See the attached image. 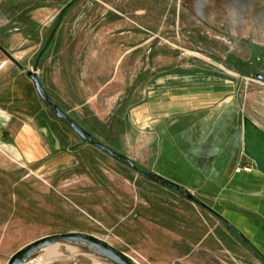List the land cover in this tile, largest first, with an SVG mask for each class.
Segmentation results:
<instances>
[{"label":"rangeland","instance_id":"374dc122","mask_svg":"<svg viewBox=\"0 0 264 264\" xmlns=\"http://www.w3.org/2000/svg\"><path fill=\"white\" fill-rule=\"evenodd\" d=\"M74 1L0 0V46L11 51L21 72L7 129L31 121L23 82L36 73L52 101L94 142L135 167L87 143L36 94L60 146L41 159L0 143V264L40 238L71 232L99 238L136 264H263L232 234L217 230L195 195H168L169 185L152 173L156 140L140 115L149 97L169 87L231 82L240 95L264 91V82L254 78L264 65V0ZM26 35L43 40L35 56L22 55ZM2 63L8 66L0 72V100L7 104L13 63L0 50ZM92 99L93 109L85 104ZM149 196L161 205L160 216L153 207L148 224L140 225L133 203L149 204ZM161 225L172 233H160ZM139 230L148 239L135 240ZM180 243L189 246L188 255ZM73 257L82 264L79 250L68 257L45 252L28 264H73Z\"/></svg>","mask_w":264,"mask_h":264},{"label":"crops","instance_id":"0c3cea01","mask_svg":"<svg viewBox=\"0 0 264 264\" xmlns=\"http://www.w3.org/2000/svg\"><path fill=\"white\" fill-rule=\"evenodd\" d=\"M21 38L13 36L12 40L17 42ZM24 39L27 45L22 55L35 56L43 44L42 38L26 35ZM0 50L13 63L8 71V80L12 83L8 102L0 100V143L3 140L2 145L40 154L43 159L49 149H58L60 142L44 122L47 117L43 107L38 108L37 92L29 72L27 76L32 82L23 83L29 98L25 116L31 121L15 130L7 129V121L16 115L14 105L19 93L13 91V84L21 72L18 73L16 67L20 65L12 58L11 51L1 46ZM7 66L2 63L0 72ZM21 71L26 72V69L21 68ZM19 80L16 82L20 83ZM237 88V84L231 82L164 88L149 97L140 119L149 122L156 140L152 173L169 185L168 195H172L173 190L195 195L203 209L217 220V230L232 234L234 243L240 242L241 247L251 250L255 261L260 259L264 264V91L240 95ZM85 104L92 107L94 99ZM139 114H142L140 108ZM158 186L163 189L165 185ZM130 196L136 201L138 194L133 191ZM148 198L149 204L133 203L134 210H138L134 219L140 225L148 224L153 207L155 217L160 216L161 205H153L151 197ZM134 219L132 223H136ZM165 226L161 225L160 233L164 230L172 233V228ZM137 232L139 234L133 236L135 240L148 239L145 232ZM157 232L154 239L160 238ZM200 240H205V234ZM185 247L184 255H188L189 246Z\"/></svg>","mask_w":264,"mask_h":264},{"label":"water","instance_id":"95a60500","mask_svg":"<svg viewBox=\"0 0 264 264\" xmlns=\"http://www.w3.org/2000/svg\"><path fill=\"white\" fill-rule=\"evenodd\" d=\"M75 2H77V0H75L74 3ZM53 38L54 34L51 35L48 45L52 42ZM48 45L45 47L43 52L48 49ZM28 75L33 81L35 90L39 98L51 107L57 119L68 122L70 128L90 145L104 151L117 160L128 162L133 168L135 167L134 164L128 161L126 157L115 153L110 148L101 143L94 142L90 134H88L75 121H73L64 111L61 110V108L57 104L52 101V99L49 97L44 87L40 83L38 75L32 72H29ZM254 78L264 82V78L259 74L254 75ZM55 250L62 251L64 256L66 255L67 257L68 255H70L71 250H79L81 252V258L79 260L82 264L90 259L99 261L102 264H136L128 256L115 249L107 242L92 235L77 232L40 238L13 254L6 264H28L36 260L45 252H53ZM72 259H74V257ZM72 262L73 264L79 263L75 259Z\"/></svg>","mask_w":264,"mask_h":264},{"label":"flooded vegetation","instance_id":"af4514ba","mask_svg":"<svg viewBox=\"0 0 264 264\" xmlns=\"http://www.w3.org/2000/svg\"><path fill=\"white\" fill-rule=\"evenodd\" d=\"M256 74H259V75H261V76L264 78V65L261 66L259 72L256 73ZM256 74H255V75H256Z\"/></svg>","mask_w":264,"mask_h":264},{"label":"trees","instance_id":"16d2710c","mask_svg":"<svg viewBox=\"0 0 264 264\" xmlns=\"http://www.w3.org/2000/svg\"><path fill=\"white\" fill-rule=\"evenodd\" d=\"M72 6H73V4H72V5H69V7L67 8V10L70 9ZM67 10H66V11H67ZM64 14H65V12H64V13L60 16V18L58 19L59 22H60L61 19L63 18Z\"/></svg>","mask_w":264,"mask_h":264},{"label":"bare ground","instance_id":"6f19581e","mask_svg":"<svg viewBox=\"0 0 264 264\" xmlns=\"http://www.w3.org/2000/svg\"><path fill=\"white\" fill-rule=\"evenodd\" d=\"M55 251H60V250H55ZM55 251H53V252H55ZM47 254V253H46ZM57 255V254H56ZM47 256V255H46ZM50 258V257H49ZM51 260V259H50ZM49 262V261H48ZM48 262H47V259H45V261L44 262H40L41 264H48ZM36 263H38V262H36Z\"/></svg>","mask_w":264,"mask_h":264}]
</instances>
